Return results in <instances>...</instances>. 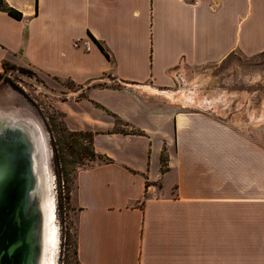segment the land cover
<instances>
[{"label":"crops","instance_id":"1","mask_svg":"<svg viewBox=\"0 0 264 264\" xmlns=\"http://www.w3.org/2000/svg\"><path fill=\"white\" fill-rule=\"evenodd\" d=\"M5 1L23 18L0 11V62L78 83L109 74L120 85L104 89L128 93L113 111L138 132H115L112 118L94 120V150L110 160L76 172L70 201L79 263L264 264V145L208 107L181 97L158 104L164 95L146 89L169 90L176 81L177 92L187 72L234 53H263L264 0ZM14 22L27 30H14ZM62 44L74 53L54 54ZM86 55H95V70L75 64ZM126 108L151 123L136 125Z\"/></svg>","mask_w":264,"mask_h":264},{"label":"rangeland","instance_id":"2","mask_svg":"<svg viewBox=\"0 0 264 264\" xmlns=\"http://www.w3.org/2000/svg\"><path fill=\"white\" fill-rule=\"evenodd\" d=\"M50 13L54 14V11ZM62 14L61 10L60 15ZM84 22L91 25L94 20L85 18ZM13 28L14 30L19 28L21 31L24 29L25 32L27 24L14 22ZM89 34L93 35L87 32V37L92 41ZM71 45L62 44V49L55 51L54 54L60 55L62 51L64 55L69 56L75 51L74 47L70 48ZM78 45L77 50L84 48L82 41ZM94 56H79L83 58L78 57L75 64L85 69L95 70ZM4 61L8 68L4 71L0 65V122L12 117L19 123L32 125L37 131L36 137L40 134L48 154L47 163L45 161L43 165L45 185L48 190V181L52 182L55 209L57 202L62 205V219L58 217L55 210L58 231L55 262L56 264H76L74 254L76 208L70 201V194L74 188L76 172L92 166L97 158L83 156L79 163H75V170H69L68 180L64 181L62 178L57 183L50 137L58 136L56 128L60 126L71 131L94 133L91 122L94 120L109 122L107 118H112L111 114H117L113 109H119V104L122 102H129L128 93L111 87H109L111 89H104L106 86L120 85L109 74L103 75V80L99 81L82 77L87 81L78 83L38 71L19 61ZM177 86H179L178 82L175 81L172 86L165 89L173 91ZM181 89L185 91L179 99L181 103L189 104V101H193L202 107H208L215 117L264 145V119H260V117L264 118V53L253 56L234 53L221 62L206 64L195 71L187 72L184 83L178 91ZM141 91L148 93L145 89ZM188 96L191 100L187 99ZM155 99L158 104H160L159 100L169 103L167 101L169 99L165 96H156ZM125 112L130 114L127 108ZM130 115L137 123L136 125L148 126L151 123V120L142 112ZM118 127L126 131L134 130L122 123H119ZM165 127L164 132L170 133L169 121L165 122ZM100 140L97 141V147L107 149L106 141ZM163 150L167 157L165 149ZM66 158H71L69 151L66 153ZM98 159L103 160L101 157Z\"/></svg>","mask_w":264,"mask_h":264},{"label":"water","instance_id":"3","mask_svg":"<svg viewBox=\"0 0 264 264\" xmlns=\"http://www.w3.org/2000/svg\"><path fill=\"white\" fill-rule=\"evenodd\" d=\"M35 134L30 124L0 122V264H40L48 190L43 164L33 163Z\"/></svg>","mask_w":264,"mask_h":264},{"label":"trees","instance_id":"4","mask_svg":"<svg viewBox=\"0 0 264 264\" xmlns=\"http://www.w3.org/2000/svg\"><path fill=\"white\" fill-rule=\"evenodd\" d=\"M0 11L5 12L10 17L21 20L23 18V14L18 9L9 5L5 0H0ZM90 35V34H89ZM94 44L99 48V50L105 55L106 58H109L108 52L105 50L104 46L93 36H91ZM264 53V52H263ZM2 69L4 71L7 70L6 62L3 60L0 63ZM14 67V66H13ZM112 120L114 123V131L121 133H137L138 130H130L126 131L120 129L119 123L123 125H127L124 123L116 114H111ZM58 136L50 137V147L52 150V161L54 167V173L57 178V183L63 178L64 181L68 180L69 170H75V163H79L83 156H88L91 159L94 158H103L104 161H109L108 157L97 154L94 150L93 146V132L92 131H71L67 128L60 126L57 127ZM83 141V142H82ZM69 151L71 158H66V153ZM160 170L161 172L165 171L167 168V157L164 153V150L160 153ZM62 205L57 202L56 205V213L60 219L62 213ZM74 254L76 256V264H80L77 258V250H76V239L74 240Z\"/></svg>","mask_w":264,"mask_h":264},{"label":"bare ground","instance_id":"5","mask_svg":"<svg viewBox=\"0 0 264 264\" xmlns=\"http://www.w3.org/2000/svg\"><path fill=\"white\" fill-rule=\"evenodd\" d=\"M146 89L149 90L150 92H160L170 100H174L178 97L180 98L182 94L185 93L183 92L184 90L182 91V89L178 92H173L172 90L159 91L150 87H146ZM260 119L262 120L264 118L260 117ZM34 139H35V150L33 152V163L36 166L42 164L44 165L45 161L47 163L48 154L43 145V141L41 140L42 138L39 134L37 137L35 136ZM40 183H42L41 179H39L38 185H40ZM48 190L49 193L47 194L46 199L41 203L44 225H43V233H42V251H41L40 264H56L55 254L57 253V247H58V231H57L56 218H55V202L52 193V182L50 180L48 181Z\"/></svg>","mask_w":264,"mask_h":264}]
</instances>
